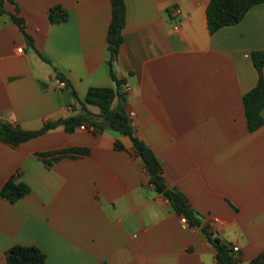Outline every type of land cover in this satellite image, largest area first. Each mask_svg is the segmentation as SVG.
<instances>
[{
  "label": "crops",
  "instance_id": "0c3cea01",
  "mask_svg": "<svg viewBox=\"0 0 264 264\" xmlns=\"http://www.w3.org/2000/svg\"><path fill=\"white\" fill-rule=\"evenodd\" d=\"M123 1L116 83L107 65L109 0H13L24 33L0 15V121L34 130L80 113L73 92L81 100L88 87L117 89L111 106L124 97L133 134L199 226L181 223L154 191L129 137L59 125L14 147L0 141V187L10 176L29 187L14 202L0 197V264L14 245L36 247L44 264H217L201 226L247 264L264 251V109L263 124L248 131L241 98L257 79L250 52H264V3L209 33L208 0ZM55 4L67 18L50 23ZM261 74L264 81V65ZM73 147L87 153L48 167L35 155Z\"/></svg>",
  "mask_w": 264,
  "mask_h": 264
},
{
  "label": "trees",
  "instance_id": "16d2710c",
  "mask_svg": "<svg viewBox=\"0 0 264 264\" xmlns=\"http://www.w3.org/2000/svg\"><path fill=\"white\" fill-rule=\"evenodd\" d=\"M109 1L110 19L106 31L107 65L109 76L118 83L113 73L112 63L121 41L125 8L123 0ZM5 3L13 5V12L5 8ZM259 3H264V0H208L205 7L208 32L213 33L221 27L236 24L250 7ZM0 15L7 16L24 33L22 18L18 15V7L13 0H0ZM66 18L67 11L61 5L55 4L48 8L47 19L50 23L61 22ZM39 56L42 60L48 62L44 57ZM250 59L256 69L257 79L254 86L242 95L241 101L247 129L248 131H254L263 124L260 112L264 109V81L261 74V67L264 65V52L261 50L251 51ZM52 70L60 82L67 81L55 67L52 66ZM116 95L117 89L111 87H88L81 100L73 92L72 96L81 110L80 113L64 118L46 120L39 128L34 130L23 129L0 121V141L14 147L59 125L63 127L65 132H71L76 125H84L83 123L94 128L107 127L126 135L129 137L137 157L142 162L148 182L152 184L154 191L167 199L175 213L185 218L186 224L191 227H198L199 219L194 210L187 205L184 195L175 187L167 185L161 175L159 161L147 145L133 134V128L125 113L124 97L120 96L117 103L111 106ZM88 105L97 107L98 112L91 114L87 109ZM114 147L118 149L121 148V145L116 142ZM68 152L86 154L87 150L73 147L36 152L35 155L48 167ZM28 192L29 187L23 182H16L13 176L8 177L0 187V197L9 202L16 201ZM200 230L215 249L217 264H238V259L234 257L230 247L222 246L221 241L216 237H212L206 226H201ZM5 262L6 264H44V257L39 249L34 246L14 245L6 250ZM247 264H264V251L252 257Z\"/></svg>",
  "mask_w": 264,
  "mask_h": 264
},
{
  "label": "built area",
  "instance_id": "2783aa9c",
  "mask_svg": "<svg viewBox=\"0 0 264 264\" xmlns=\"http://www.w3.org/2000/svg\"><path fill=\"white\" fill-rule=\"evenodd\" d=\"M20 50H21V48H17V51H20ZM58 81H59V80H58ZM59 82H60V81H59ZM122 88H123V91H124V92H128V91L130 90V86H129L128 83H124V84L122 85ZM132 116H133V112H128V113H127V118H128V120H129L130 123L132 122ZM79 128H80V129H83L84 126H83V125H80ZM180 221H181V223L186 224V220H185V218L182 217V216L180 217ZM210 222H211L212 225H215V224H219V223H220V220H219L218 217H212V218L210 219ZM231 250H232V252H236V251H237V247H236V246H232V247H231Z\"/></svg>",
  "mask_w": 264,
  "mask_h": 264
},
{
  "label": "water",
  "instance_id": "95a60500",
  "mask_svg": "<svg viewBox=\"0 0 264 264\" xmlns=\"http://www.w3.org/2000/svg\"><path fill=\"white\" fill-rule=\"evenodd\" d=\"M221 245L228 247V244L225 241H221Z\"/></svg>",
  "mask_w": 264,
  "mask_h": 264
}]
</instances>
